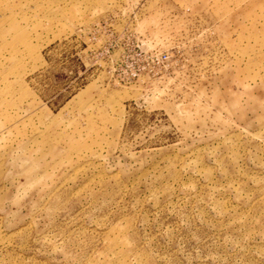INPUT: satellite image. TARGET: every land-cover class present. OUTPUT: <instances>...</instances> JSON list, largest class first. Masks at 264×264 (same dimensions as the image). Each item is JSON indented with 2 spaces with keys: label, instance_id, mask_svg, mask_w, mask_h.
<instances>
[{
  "label": "rangeland",
  "instance_id": "rangeland-1",
  "mask_svg": "<svg viewBox=\"0 0 264 264\" xmlns=\"http://www.w3.org/2000/svg\"><path fill=\"white\" fill-rule=\"evenodd\" d=\"M0 264H264V0H0Z\"/></svg>",
  "mask_w": 264,
  "mask_h": 264
},
{
  "label": "built area",
  "instance_id": "built-area-1",
  "mask_svg": "<svg viewBox=\"0 0 264 264\" xmlns=\"http://www.w3.org/2000/svg\"><path fill=\"white\" fill-rule=\"evenodd\" d=\"M137 54L142 56L144 59L147 60L148 64L150 65V68H161L165 67L168 64V54L165 52H157V51H144L139 45ZM140 72L139 71H134L133 75L136 76Z\"/></svg>",
  "mask_w": 264,
  "mask_h": 264
}]
</instances>
